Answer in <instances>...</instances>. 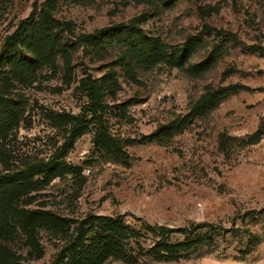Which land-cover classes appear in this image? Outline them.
<instances>
[{
	"label": "rangeland",
	"instance_id": "374dc122",
	"mask_svg": "<svg viewBox=\"0 0 264 264\" xmlns=\"http://www.w3.org/2000/svg\"><path fill=\"white\" fill-rule=\"evenodd\" d=\"M34 2L0 0V50ZM140 16L144 35L159 38L168 55L192 38L191 56L136 66L131 76L121 63L122 45L105 41L101 53L76 49L70 82L61 60L43 66L30 85L15 84L21 119L0 137V174L58 154L70 116L84 114L89 104L79 81L114 71L120 89L114 98L105 97L104 119L112 136L133 140L124 145L125 157L98 150L90 125L62 159L80 171L54 178L20 200V207L75 219L121 216L143 233L141 251L131 242L138 264H264V0H59L57 9L60 20L72 23L69 44L76 35L114 30ZM228 85L235 88L181 131L161 133L190 114L207 89ZM256 132L260 141L248 143ZM222 137L230 138L227 151L221 149ZM194 222L224 228L235 223L242 230L249 224L259 243L254 247L245 232L235 231L174 261L158 262L146 253L161 239L150 227ZM182 239L174 234L171 241ZM65 242L41 230L39 255L18 231L3 242L12 252H0V264H49Z\"/></svg>",
	"mask_w": 264,
	"mask_h": 264
},
{
	"label": "trees",
	"instance_id": "16d2710c",
	"mask_svg": "<svg viewBox=\"0 0 264 264\" xmlns=\"http://www.w3.org/2000/svg\"><path fill=\"white\" fill-rule=\"evenodd\" d=\"M58 5L59 0H35L32 13L22 19L14 31L5 37L0 50V137L13 131L21 119V111L18 109L21 104L13 94L15 84L30 85L40 68L54 66L57 59L62 61L67 82H70L73 75L72 56L77 48L84 47L94 53H101L106 51L103 47L105 41L119 42L122 45L121 63L126 73L131 76L136 66H151L165 57L173 61L180 56V60L186 61L193 52L194 44L192 38H189L181 47L173 48L168 55L159 38L144 35L141 22L145 16L133 18L114 30L105 29L76 35L69 44L65 37L67 33H73L72 23L57 17ZM133 64L135 65L132 66ZM79 88L87 95L89 104L84 108V114L70 116L69 135L60 152L49 160H38L28 163L22 169L0 174V252L11 251L4 243L19 231L32 251L39 252L40 255L38 234L41 230H46L66 238L65 245L49 264H106L110 260L138 264L139 255L131 242L138 249H142L139 239L143 233L126 224L121 216L88 214L83 219H75L66 218L51 210L25 209L19 205L20 200L54 178L80 171L62 159L77 138L88 131L90 125L95 127V146L108 156L117 159L125 157L124 145L133 142L131 139L125 142L112 136L104 119V113L108 109V105L103 102L105 97L114 98L120 89L115 72H108L102 79L84 77L79 81ZM234 88L235 86L228 85L214 90L207 89L190 114L179 124L164 128L161 133L171 136L181 131L191 117L212 107ZM261 136V133L256 132L248 143H257ZM147 139L151 140V137ZM229 140L228 137L220 138V146L224 151L229 149ZM149 229L154 236L161 237L146 252L158 262L178 260L200 248L212 247L218 237L227 233L235 234V231L245 232L244 235L249 237V241H253L254 247L258 245L260 238L250 229L249 224L243 230L235 223L232 227L224 228L210 222H194L175 229L166 226ZM174 234L182 236L183 239L171 241ZM242 253L244 256L249 254ZM7 263L18 264L14 261Z\"/></svg>",
	"mask_w": 264,
	"mask_h": 264
}]
</instances>
